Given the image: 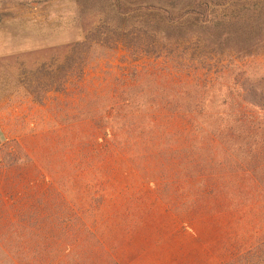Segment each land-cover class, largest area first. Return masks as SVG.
Listing matches in <instances>:
<instances>
[{
  "label": "rangeland",
  "instance_id": "1",
  "mask_svg": "<svg viewBox=\"0 0 264 264\" xmlns=\"http://www.w3.org/2000/svg\"><path fill=\"white\" fill-rule=\"evenodd\" d=\"M212 2L203 22L192 14L198 0H0V264H255L264 257H246L255 247L264 252V158L254 171L235 153L209 170L192 153L191 137L169 128L170 144L144 135L102 139L100 99L121 91L134 71L123 51L105 52L78 81L63 72L67 89L33 102L55 81L70 45L95 30L121 33L119 19L168 28L174 54L167 59L191 73L198 60L223 70L221 93L237 91L235 80L264 87V0ZM164 61L157 62L162 72ZM213 112H202L205 129L218 127ZM246 112L264 133V113ZM188 159L199 167L186 172ZM234 162L247 169L231 172Z\"/></svg>",
  "mask_w": 264,
  "mask_h": 264
},
{
  "label": "trees",
  "instance_id": "2",
  "mask_svg": "<svg viewBox=\"0 0 264 264\" xmlns=\"http://www.w3.org/2000/svg\"><path fill=\"white\" fill-rule=\"evenodd\" d=\"M198 1L202 2V5H198L192 14L195 20L206 22L213 2ZM116 22L121 33L115 29L109 30L108 33H99L95 30L91 34H86L82 41L70 45L69 54L57 68L55 81H50L49 87L43 86L45 90H42V94L36 95L33 102L42 105L48 93L65 91L69 77L62 76L63 72L78 81L86 70L89 72L92 64L97 65L101 62L106 55L105 52L114 53L120 50L125 53V57L131 59L129 63L134 71L132 79H127L128 85L123 86L121 91L100 99L103 101L101 108L104 109L100 108V122L106 123L101 130L102 139L123 143L133 135L140 138L144 135L145 138H153L154 141L165 139L166 143L170 144V137L173 138V134L165 131L169 128L178 130L176 134L181 132L191 137L192 153L197 152V157L207 162L206 168L209 170L213 167L222 168L223 163L217 157H221L227 165V159L235 153L249 158L250 162L255 164L251 166L252 170L261 169V164L257 161L264 157L258 145L260 139L264 138V133L258 119L246 112V109L250 108L255 112L264 113V87L261 82H249V79L235 80L231 86L232 89L237 88V91L221 93L223 70H216L213 73L210 66L204 67L198 60L194 61L191 73L185 71L186 66L183 63L167 59V56L174 54L170 49V51L166 49L168 46L166 43L171 44L174 40V35L168 28L161 29L159 24L157 27L151 24L145 27L137 24L128 25L122 19ZM204 30H207V27ZM211 44L204 48H210ZM162 50L167 54L162 53ZM102 52L104 53L101 54ZM77 55L80 56L79 61L76 59ZM164 56L166 61L162 64L165 68L162 72L158 70L157 62ZM143 59H148L151 64L140 67L138 63ZM204 71L205 73H202ZM149 87L160 93L152 91L149 93ZM233 102L240 104L237 112L231 110L220 112V108H226ZM206 106L217 111L210 114L211 118L219 115L215 118L218 124L215 130L207 127L205 129L200 123ZM188 160L191 163L187 162V165L184 164L182 167L186 172H192L199 167L198 159ZM232 168L238 171L247 169L240 162L231 165V172ZM261 254L264 255L261 248L255 247L246 257L254 261V258ZM255 264H264V257Z\"/></svg>",
  "mask_w": 264,
  "mask_h": 264
}]
</instances>
